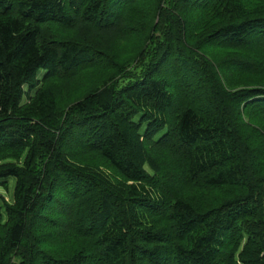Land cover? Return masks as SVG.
I'll return each instance as SVG.
<instances>
[{
    "label": "trees",
    "instance_id": "16d2710c",
    "mask_svg": "<svg viewBox=\"0 0 264 264\" xmlns=\"http://www.w3.org/2000/svg\"><path fill=\"white\" fill-rule=\"evenodd\" d=\"M0 264H264V0H0Z\"/></svg>",
    "mask_w": 264,
    "mask_h": 264
}]
</instances>
